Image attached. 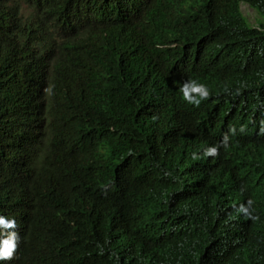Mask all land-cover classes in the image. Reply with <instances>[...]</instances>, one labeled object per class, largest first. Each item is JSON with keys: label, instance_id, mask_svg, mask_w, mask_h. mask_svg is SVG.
<instances>
[{"label": "trees", "instance_id": "trees-1", "mask_svg": "<svg viewBox=\"0 0 264 264\" xmlns=\"http://www.w3.org/2000/svg\"><path fill=\"white\" fill-rule=\"evenodd\" d=\"M21 1L0 0V264H264V0L257 26L238 0Z\"/></svg>", "mask_w": 264, "mask_h": 264}, {"label": "clouds", "instance_id": "clouds-1", "mask_svg": "<svg viewBox=\"0 0 264 264\" xmlns=\"http://www.w3.org/2000/svg\"><path fill=\"white\" fill-rule=\"evenodd\" d=\"M241 2L248 4L244 0H238V2L236 3V9L238 12H240V14L244 18H246L240 9ZM249 6L253 8V6L251 5ZM19 9L21 12V4L19 6ZM26 13H22V14H26ZM245 20H247V18ZM258 21L260 22L262 20L259 19ZM246 22L248 23V20ZM249 25H252V24H249ZM257 25L258 24L252 25V26H257ZM223 86H224V76H221L217 92L220 91L223 88ZM179 91L182 94L181 98L184 102L190 105H194L196 107H199L200 103L203 100L208 99L210 95L208 88L204 84H199L196 81H192L190 79L187 80L182 85V87H180ZM232 131L234 132L235 129L233 128ZM241 131H243V128L241 129ZM258 140L259 141L264 140V129L263 130L261 129L258 132ZM227 143H228V136L225 135L223 140L221 141V144L224 147H227ZM256 151L257 152H256V157L254 158V162H256L258 159L264 160V155H263L264 149L262 150L257 149ZM217 154H218V148L216 146L207 148L204 151V156L214 157ZM192 158L194 160L199 159V157L195 153H193ZM246 168L250 170L252 167H246ZM252 203L253 201L249 200L247 202V205L241 204L239 208L237 209L238 212L245 214V220H249L248 223L253 222L252 219H255V217H253L251 212L249 211ZM227 219H228V222L230 223V226L234 228L236 231H238L240 234H242L245 238H255L260 233L261 227L257 223H254V226H252L246 223L242 219H236L232 217H229ZM15 228H16L15 220H8L6 217L0 216V260H11L14 257L15 251L18 247V241H19L18 233L14 231Z\"/></svg>", "mask_w": 264, "mask_h": 264}, {"label": "rangeland", "instance_id": "rangeland-1", "mask_svg": "<svg viewBox=\"0 0 264 264\" xmlns=\"http://www.w3.org/2000/svg\"><path fill=\"white\" fill-rule=\"evenodd\" d=\"M13 2H17V3L21 4V12L22 13L27 12V9L22 4L23 2L21 0H13ZM240 9H241V12L244 14V16L247 18L249 24L256 25L259 23V21H258L259 19L262 20L260 13L256 9H254V7L252 8L246 3L241 2Z\"/></svg>", "mask_w": 264, "mask_h": 264}]
</instances>
